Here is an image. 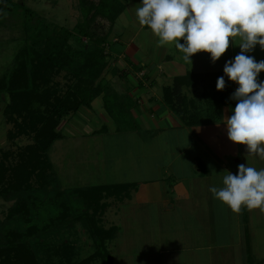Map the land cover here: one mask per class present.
Wrapping results in <instances>:
<instances>
[{
	"label": "rangeland",
	"instance_id": "rangeland-1",
	"mask_svg": "<svg viewBox=\"0 0 264 264\" xmlns=\"http://www.w3.org/2000/svg\"><path fill=\"white\" fill-rule=\"evenodd\" d=\"M12 1L13 4L24 5L25 7L34 10L39 17H42L49 23L57 24L69 29L83 20L77 0ZM90 1L94 3L98 2V0ZM127 2L130 7L127 8V11L124 14L118 17L112 26L106 19L100 17L95 19L98 35L106 34L110 29L107 44L105 45V50L108 54V64L101 77V84L109 94H111V88L105 83V81L112 85V89H114V86L123 89L124 87H127L129 83V81H124V84L122 85L121 78L115 76L110 71L113 66L116 67L115 69L118 67L119 70H127L128 66L122 59L121 54L114 56L115 52L122 51L124 43L126 44L131 40L135 47L141 46L142 50L144 49V52L146 51L150 54H154L155 52L164 49L166 50H164L165 53H168L173 49V45H175L174 43H169L160 46L158 44V37H156L150 29H144L138 23L136 9L140 6V0H128ZM125 3L126 2L124 1V4ZM13 6L12 13L3 16L0 19V77L12 66L17 51L23 45L22 32L26 25V18L23 17L22 6ZM230 39L234 41V44L232 45L230 42V46L226 52L217 59V66L214 68L216 70H223L225 62L233 59L235 55L240 52V48L237 46L240 43V38L236 37ZM180 42L183 43L182 38ZM69 43L72 45L73 49L80 50H86L91 46L90 41L78 35L72 36ZM247 55L254 56L257 61L264 60V50H262L259 45H256L252 52L247 53ZM173 56L176 61H181L178 62L179 64H183L182 66H184V68L182 71L191 70L193 64V69H196L197 71H208L209 69L208 64L211 60L209 53H195L190 57V62L184 60V53L176 48V52H173ZM111 59H113V61ZM125 71L121 72L123 73ZM258 77L264 78V71L259 73ZM161 79L165 80L166 77H161ZM76 82L79 81H71L69 77L64 76L63 72L54 77L52 81V83L56 85L55 90L57 89L59 94H63L68 86L70 90H72V85L74 83L75 86L78 84ZM156 82L157 81L154 80L153 83L149 85V82L145 81L143 82V88H154L152 92L155 96L161 95L162 99L161 89H163L165 84ZM80 84L81 83L79 82V85ZM194 95L197 94L194 93ZM129 100L131 101L130 98ZM6 102L7 97L5 95L0 96V156L3 151L10 150L16 152L17 148L31 143V140L26 137H21L14 141H9L7 139V132L11 128V124L5 122V118L2 114ZM100 108V106L95 105L91 109V113L88 115L87 119L83 118L79 112L74 117L73 114L66 117L59 125L58 130H60L63 135V139L55 141L48 151V156L54 170V173L52 174L53 176L51 175L52 177H49L50 179L48 178L44 180L42 183L44 185L42 189L39 192H33V198L29 199L30 203L36 204L35 210H32L29 217L33 218L32 216H36L37 219L35 218L33 221L39 223L40 226L45 223L47 224L49 219L52 220L60 214L61 209L58 204L61 203V201H68L70 203V218L69 220L65 219L61 226L62 228L56 230L51 227L47 232L40 233L29 239L34 250L44 264L49 262L50 259H52L51 264H78L81 261H84L87 257H91L97 251L96 243L90 235L87 222L80 217V214H85L86 209L83 208L82 201L78 199L73 191L74 189H84L96 185L115 183H138L140 180H147L155 177L153 176L154 172L152 171L153 156L161 154L157 159L158 162L161 164H164V162L167 163L165 149L169 143L166 141L165 134L153 139L151 143H148V139H146L147 143L145 145L134 134H115V125L112 121H106V115L102 109V111L100 110ZM80 111L85 112V109H81ZM103 118H105V120ZM129 120H131L129 119V116L124 114L119 125L123 127L131 125L132 127L133 122ZM83 122H85V124ZM93 130L97 133L96 135L90 134ZM85 133L87 134L85 135ZM186 137L188 136L185 135V137H181L182 140L176 145L177 149L189 145V139ZM173 149H175L174 146ZM143 151L145 152L143 153ZM182 161L185 167H183V172L186 174V166L190 161L189 156L187 157L185 155L182 158ZM156 163L154 162V164ZM216 171L217 169L212 170L210 179H200V185L215 186L216 184H220L221 181L219 177H216ZM176 180L169 179L166 183L171 184V182H176ZM56 195L58 196L56 197ZM103 202L108 203V206H105V209L96 216L98 225L103 230H108L109 228H114L116 225L123 224L127 228L126 235L131 234L129 228L132 232L134 231L140 221H138L137 214L141 209L140 213H147L145 219L148 218V221L150 222L148 227H155V229L159 231L160 227L158 221L154 219L153 215L154 211L156 212L155 206L140 207L138 210L132 206L133 204H126L123 205V208H120L119 203L111 198L107 200L104 199ZM12 204L13 202H6L0 198V221L5 219L7 211ZM214 206V204H209L203 201V206L201 207H203V210L210 209V212H214ZM86 212L87 214H90L87 210ZM259 212L264 213V207H260ZM252 217L257 220L262 218V222L255 221L256 225H253L252 235L248 232L251 240L250 246L252 247L253 245L255 247L256 254H253V258L255 259L256 264V260H259V257L264 258V214L261 216L259 213H254ZM15 219L16 218L14 217L9 226L5 225L0 227V239H3V233L6 231L21 228L18 226L19 224H17L18 222ZM161 219L165 221L164 217H161ZM173 220L176 221L174 224L176 226H173V228L177 226L181 228L183 224H185V218L174 216ZM170 229L171 227L169 226V230ZM156 236L157 234L155 237ZM131 237V243H125L126 246L124 247L127 252L124 255H121V253L116 255L115 250L116 243L120 245L122 242L123 234L120 235L118 233L115 239L106 241V248L110 254L112 253L114 264H121V259L123 260V264H129L130 262L131 264L148 263L146 255L150 252L148 251L149 248H153L156 239L154 241L140 243L138 240H134L135 235L131 234ZM62 244L69 245L72 249L69 255L60 257L56 255V253H58L56 249L60 250L59 246ZM53 247L55 250L51 252L50 249L52 250ZM143 250H146V252L143 253ZM68 253L69 252L67 251L66 254ZM228 253L232 255V251H229ZM178 256H180V261L183 262L185 256L184 253H180ZM221 259L222 258L218 259V262ZM225 260L226 261L221 264H232L229 257H225ZM240 262V264H243L241 259ZM214 263V260L210 262V264ZM85 264H103V260L100 257H93L91 261Z\"/></svg>",
	"mask_w": 264,
	"mask_h": 264
},
{
	"label": "trees",
	"instance_id": "trees-1",
	"mask_svg": "<svg viewBox=\"0 0 264 264\" xmlns=\"http://www.w3.org/2000/svg\"><path fill=\"white\" fill-rule=\"evenodd\" d=\"M77 1L83 20L69 29L47 22L24 5L13 4L12 0H0V19L12 13L13 5L22 6L23 17L26 18L22 32L23 45L17 51L12 66L0 77V96L7 97L2 114L5 122L11 124L7 139L14 141L26 137L31 140V143L17 148L16 152L7 150L0 156V198L13 202L5 219L0 221V227L9 226L14 217L21 227L3 233V239H0V264H44L29 239L47 232L51 227L59 230L65 219L70 218L68 201L58 204L60 214L49 219L47 224L40 226L33 221L36 216L29 217L36 206L29 199L33 198L35 191L42 189L44 180L53 176L48 151L55 141L63 138L58 130L63 120L81 108H89L92 101L102 94L105 110L116 122L120 123L124 114L128 115L131 109V104L126 101L111 98L101 84L102 73L108 64L105 45L110 29L106 34L98 35L95 23V19L100 17L112 26L125 6L120 0H98L96 3ZM144 29L149 28L144 26ZM74 35L86 38L91 46L86 50L73 49L69 41ZM62 72L71 81L77 80L81 84L76 82L78 84L75 86L74 83L72 90L68 86L63 94H59L52 81ZM221 75L223 72L188 73L174 78L171 86L163 87L162 102L185 126L217 123L222 106L234 108V100L230 99L234 92L233 82L225 77L224 89L216 90V81ZM199 86L203 87L200 102L188 99L182 93L184 88L196 89ZM133 190L135 184L130 183L73 190L82 201L83 208L90 213L87 214L85 210L80 217L86 220L97 246V251L91 257L78 264H85L93 257L102 258L103 264H113L106 241L115 239L118 227L103 230L96 216L108 206L104 199L121 202L130 197ZM59 247L56 255L60 257L69 255L72 249L63 244ZM54 250V247L50 249L51 252ZM248 260L250 263L249 250ZM51 261L45 264H51Z\"/></svg>",
	"mask_w": 264,
	"mask_h": 264
},
{
	"label": "crops",
	"instance_id": "crops-1",
	"mask_svg": "<svg viewBox=\"0 0 264 264\" xmlns=\"http://www.w3.org/2000/svg\"><path fill=\"white\" fill-rule=\"evenodd\" d=\"M120 1L123 4L124 1L126 2L122 12L124 14L130 6L127 4L128 0ZM141 27L144 28V26ZM164 50L150 54L146 51L144 52L141 46L135 47L130 40L128 43H124L121 52L114 53V56L121 54L128 68L125 71L119 70L118 67L115 69L116 67L113 66L110 71L121 78L122 85L124 81H129V83L123 89L115 86L112 89V85L109 82L105 81V83L111 88V98L114 97L117 101L122 100L131 104L128 116L131 119L129 121L133 122L132 127L131 125L125 127L119 125L107 114L104 107L103 94L94 99L89 108H81L85 109V112L79 109L73 114V117L80 112V115L87 119L91 109L98 105L101 107L100 110L104 111L106 121H112L115 125V134H134L144 145L147 142L151 143L158 136L164 134L166 136V141L169 143L165 149L167 163L161 164L158 162L157 159L161 154L153 156L152 171L155 177H152L153 179L140 180L138 183L127 182L135 184V190L130 193V197L123 201H115L119 203L120 208H123V205L126 204H133L132 206L138 210L140 207L148 206H155L156 208V212L154 211L153 215L154 219L158 221L159 231L155 227H148L150 222L148 218L145 219L147 213H140L141 209L137 214L138 221H140L134 231L132 232L129 228V232L135 235L134 240H138L140 243L156 239L153 248L148 250L150 251L146 255L148 263L145 262V264H210L213 260L214 264H221L226 261L225 257H229L232 264H240V259L243 264H255V259L253 258L255 247L253 245L252 247L250 246L249 233H252L253 225H256L255 221L262 222V218L257 220L252 215L259 213L262 216L264 213L259 212L260 207L251 209L242 207L243 211L241 209L239 213L233 212L226 205L214 199L213 194L209 191L211 186L200 185L199 180L202 178L210 179L212 170L217 169L216 177H219L221 182L215 186L217 188L223 187L222 179L227 174L226 171L235 174L237 166L246 163L248 166L258 170L264 169V158L247 154L245 145L235 144L228 139L224 123H226V118L232 114L229 107L222 106L220 108V118L217 123L188 127L163 104L161 95L155 96L152 92L154 88H143V82L145 81L149 82V85L156 80L161 84H165V86H171L174 78L188 73L223 72V70L214 69L217 66V60L215 62L210 60L208 71H197L193 69L194 64L191 66V70L182 71L184 68L183 64H179L178 62L181 61H176L173 56V52H176V46L173 45V49L168 53H165L166 50ZM111 60L113 61V59ZM121 71L125 72L122 73ZM161 77H166V79L162 80ZM259 81H264V78L258 77ZM237 87L238 85L233 82L234 91ZM202 88V86L196 89L184 88L182 93L188 99L200 102ZM193 91L197 95H194ZM235 105L236 101H234V107ZM105 118L103 119L105 120ZM83 123L85 124V122ZM90 134L96 135L97 133L93 130ZM185 135L188 136L186 138L189 139V145L177 149V143ZM146 139H148L147 142ZM173 146L175 149H173ZM185 155L189 156L190 160L186 166V174L183 172L184 165L182 163V158ZM154 162L157 163L154 164ZM169 179L177 180L167 184L166 182ZM203 201L214 204V212H210V209L203 210V207H201L203 206ZM174 216L185 218V224L181 228L179 226L173 228V226H176L174 225L176 222L173 220ZM161 217H164L165 221ZM116 226L118 227L117 234H123L120 245L116 243V255L119 253L124 255L127 252L124 247L126 246L125 243H131L132 237L131 234L126 235V226L123 224ZM169 226L171 227L170 230ZM156 234L157 236L155 237ZM248 250L251 258L250 263L248 262ZM229 251H232V255L228 253ZM145 252L146 250H143V253ZM234 252L237 256L234 255ZM180 253L185 255L183 262L180 261V256H178ZM220 258L222 259L218 262ZM263 261L264 258L259 257V260H256V264H262L264 263ZM121 264H123L122 259Z\"/></svg>",
	"mask_w": 264,
	"mask_h": 264
},
{
	"label": "clouds",
	"instance_id": "clouds-1",
	"mask_svg": "<svg viewBox=\"0 0 264 264\" xmlns=\"http://www.w3.org/2000/svg\"><path fill=\"white\" fill-rule=\"evenodd\" d=\"M136 18L158 37L160 46L174 43L184 60L198 52L210 54L215 62L234 41L240 52L223 67L216 90L225 87V77L238 87L230 99L236 101L226 118L228 139L245 145L249 155L264 158V60L247 55L256 45L264 50V0H140ZM181 38L183 43H181ZM223 187L211 186L214 199L239 213L242 207H264V169L246 164L235 174L226 171Z\"/></svg>",
	"mask_w": 264,
	"mask_h": 264
}]
</instances>
